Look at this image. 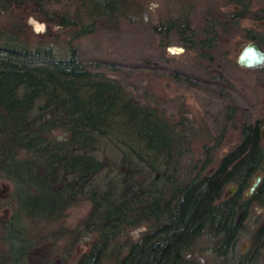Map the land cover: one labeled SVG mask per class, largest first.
I'll return each mask as SVG.
<instances>
[{"label":"trees","instance_id":"trees-1","mask_svg":"<svg viewBox=\"0 0 264 264\" xmlns=\"http://www.w3.org/2000/svg\"><path fill=\"white\" fill-rule=\"evenodd\" d=\"M144 2L0 0V179L12 183L11 191L0 196L12 207L8 217L0 214V264H24L35 240L50 238L52 249L65 234H73L63 230L67 209L83 200L91 202L85 227L93 239L73 264H197L195 249L202 239L224 264L230 252L233 260L228 264H264V217L250 248L239 251L236 246L251 208H264L262 118L239 123L240 140L214 170L179 177L175 170L167 173L159 167L169 162L178 138L174 125L156 108L141 105L117 78L90 69L80 59L79 36L92 32L100 20H134L143 13ZM30 14L48 24L43 38L26 22ZM246 18L253 24L244 26ZM205 21L196 28L188 13L180 11L152 27L163 33L160 45L167 44L172 31L204 73L175 75L225 93L244 83L233 77L231 68L263 67H243L236 58L225 62L221 54L226 53L222 40L230 30L264 45V3L225 0ZM52 24L65 30L52 29ZM60 34L66 35L65 41ZM140 62L156 63L147 57ZM107 137L118 141L124 161L143 163L146 169L137 173H145L134 179L129 165L123 178L110 181L115 186L88 187L102 167L98 143ZM258 173L261 180L245 196ZM160 179L164 188L156 185ZM230 183L236 191L223 197ZM139 225L145 228L137 236L129 233ZM75 234L70 249L79 239Z\"/></svg>","mask_w":264,"mask_h":264},{"label":"rangeland","instance_id":"rangeland-1","mask_svg":"<svg viewBox=\"0 0 264 264\" xmlns=\"http://www.w3.org/2000/svg\"><path fill=\"white\" fill-rule=\"evenodd\" d=\"M256 2L260 5L264 3V0H256ZM55 6L60 7L59 4ZM223 6H225V0H145L143 13L135 16L134 20L119 19L117 23L108 22L107 19L100 20L92 32L76 39L80 59L84 65L117 78L125 91L141 105L156 108L171 125H174V133L178 138L171 145L169 162L163 165L158 163V165L163 168L160 170L167 173L175 170L179 177L186 179L214 170L225 152L240 140L239 123L264 116V65L262 68L246 71L231 68L233 77H241L244 83L225 93L203 82L189 83L186 79L190 77L186 78L181 76L182 74L174 73L181 71L204 76L194 54L187 52L172 31L165 38L167 44L160 45L159 36L163 33L155 31L152 24L163 18L173 17L180 11H186L190 16L191 24L197 28L205 24V16L211 9ZM26 22L36 37L46 36L44 33L49 27L44 20L30 14L27 15ZM242 24L249 26L253 24V20L246 18L242 20ZM51 28L65 30L57 24H52ZM236 33L230 30L222 40L223 47L227 49L226 53L221 54L225 62H230L237 57L243 43L239 40H248L239 37ZM65 39L66 35L60 34L61 42ZM146 57L156 61V65L142 64L140 61ZM228 64L230 66V63ZM231 114H234L232 119ZM207 146L209 148L206 150ZM96 152L102 159V167L89 180L88 187L115 186L110 181L115 180L114 177L123 178L129 165L134 172L132 178L135 179L137 175L145 173H137L139 169H146L143 163L135 166L123 160L118 141L108 137L102 138ZM208 156L210 160L205 162ZM154 174L158 176L159 173L155 171ZM162 182L160 179L156 185L164 188ZM231 185L232 183L226 186L223 197L236 191L235 184L233 191H230ZM121 186L122 184L118 183L116 188L120 190ZM11 188L10 181L0 179V196L10 192ZM246 195H248V189L245 192ZM91 208L90 200L71 205L67 209L63 230L74 231L73 234H65L52 249L49 248L50 238L43 243L35 240L34 245L26 250L24 264H73L89 248L93 239V234L88 233L85 227ZM11 212L12 207L0 201V214L8 217ZM263 217L264 208L254 204L250 217L244 222L236 245L239 251L250 248L254 231ZM26 221L29 223V219ZM23 223H26L25 219ZM30 223H32L31 220ZM32 228L40 230L41 227ZM143 228L145 225H139L128 231L133 236H137ZM29 230H31L30 227ZM75 233H78L79 239L70 249L72 239L77 236ZM205 241L202 239L195 249L196 263L224 264L223 257H216L212 247H208ZM227 258L229 262L225 264L231 263L232 252ZM262 263L263 260L256 262V264Z\"/></svg>","mask_w":264,"mask_h":264},{"label":"water","instance_id":"water-1","mask_svg":"<svg viewBox=\"0 0 264 264\" xmlns=\"http://www.w3.org/2000/svg\"><path fill=\"white\" fill-rule=\"evenodd\" d=\"M239 42H243L238 53H237V62L243 67H259L264 65V45L259 41L252 40H239ZM264 116L262 117V126L261 132L262 136H264ZM261 180V173L256 174L255 178L251 182L248 187V193H252L259 181ZM235 185L232 184L230 186V191L232 192Z\"/></svg>","mask_w":264,"mask_h":264},{"label":"bare ground","instance_id":"bare-ground-1","mask_svg":"<svg viewBox=\"0 0 264 264\" xmlns=\"http://www.w3.org/2000/svg\"><path fill=\"white\" fill-rule=\"evenodd\" d=\"M261 177H262V173H261Z\"/></svg>","mask_w":264,"mask_h":264}]
</instances>
